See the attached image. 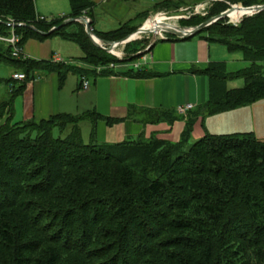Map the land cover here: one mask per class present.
I'll return each mask as SVG.
<instances>
[{
	"label": "trees",
	"instance_id": "16d2710c",
	"mask_svg": "<svg viewBox=\"0 0 264 264\" xmlns=\"http://www.w3.org/2000/svg\"><path fill=\"white\" fill-rule=\"evenodd\" d=\"M68 1L69 16L47 20L38 13L36 0H0V36L11 35L8 23L21 24L14 28L21 47L29 39L61 36L81 46L87 66L113 63L134 72L128 68L139 58L134 43L119 59L96 47L82 23L69 25L76 26L72 33L67 26L45 35L68 18L87 16L94 24V1ZM224 1L246 7L264 4ZM228 8L227 3H215L206 19L190 26ZM138 28L126 23L94 32L104 42H117ZM203 33L230 53H241L249 66L230 72L226 62H211L191 72L208 78L209 97L196 117L189 118L178 143L152 138L98 144L94 132L86 144L80 125L90 119L95 125L103 118L95 110L13 123L14 102L35 72L56 73L62 88L71 72L83 76L91 70L16 59L12 47L0 43V63L27 75L0 104V264H264V140L253 132L206 133L188 146L198 115H218L264 100V11L238 26L220 21L198 35ZM139 72L133 76L149 77ZM239 78L244 86L230 89L228 83ZM56 128L70 133L55 137ZM152 230L158 234L153 232L147 244L143 236ZM162 232L168 237L159 241ZM171 236L179 239L168 240Z\"/></svg>",
	"mask_w": 264,
	"mask_h": 264
},
{
	"label": "crops",
	"instance_id": "0c3cea01",
	"mask_svg": "<svg viewBox=\"0 0 264 264\" xmlns=\"http://www.w3.org/2000/svg\"><path fill=\"white\" fill-rule=\"evenodd\" d=\"M209 1L211 0H95L96 7H103V10H99L109 16L110 22L99 21L95 7L93 28L103 32L105 29L101 27L109 23L118 26L116 29L126 23L131 27H141L161 4L179 3L190 7ZM42 2L55 3L59 0H36L38 13L47 20L66 16L64 4L56 8ZM168 15L164 13L158 16L164 18ZM143 37V40L147 38L150 42L138 58L141 62L133 67L134 72L127 71L128 74L124 66L120 67L122 69L118 68V75L103 76L90 71L86 74L91 82L87 91L81 89L80 76L69 75L64 86L60 88L56 73H36L33 80L27 83L24 93L14 102L13 121L16 117H21V121L25 122L47 119L61 113L79 115L95 110L103 118L95 125L91 119L85 120L80 127L83 135V123L88 124L91 140L95 132L94 137L98 144L139 139L149 141L152 138L180 142L189 118L196 117L194 113L199 111L209 97L208 78L191 72L204 70L211 62H226L229 70L228 54L232 53L224 45L208 41L206 33L187 40H172L174 38L167 35V38L151 35ZM53 41V37L43 41L29 39L24 45L23 55L36 61L56 63V56L58 59L60 56L52 52L55 48ZM139 71L149 77L133 76ZM124 72L128 75L121 74ZM65 87H69L70 93L62 97L61 92ZM188 103L193 104L194 109L188 114L190 117L183 119L176 108ZM259 109H264V100L218 115H198L188 144L191 140L198 141L206 133L213 134L211 131L224 134L247 132L243 130L244 125L250 121L255 122L258 117L255 113ZM106 119L120 121L108 124Z\"/></svg>",
	"mask_w": 264,
	"mask_h": 264
},
{
	"label": "rangeland",
	"instance_id": "374dc122",
	"mask_svg": "<svg viewBox=\"0 0 264 264\" xmlns=\"http://www.w3.org/2000/svg\"><path fill=\"white\" fill-rule=\"evenodd\" d=\"M56 1H58V0H56ZM92 1L95 2V0H92ZM218 2L230 3V2H226V1L211 0V1L207 2L208 9L206 8L204 11H200V13H198L197 10H196V6H198V5H192L190 7H184L181 4H179V3L169 4L167 9H163V10H160V11L155 10L154 11L155 13L152 14L151 17H155L157 14H164V13L165 14H169L170 16H176V17L180 16V17H184V18L181 21H178L176 23L177 25H179V26L181 25V26H185V27H193V26H190V25H195L194 23H197V21L201 20V18L206 19L208 17V13H209L210 9L213 7V5L215 3H218ZM42 3H45L46 6H55L56 8H60L64 4L63 5V9L66 10V12H67L66 16H67V14L69 15L70 12H71L68 0H59V2H55V3H50V2H42ZM203 4H205V3H203ZM238 6H244V4L240 3V4H238ZM244 7H246V6H244ZM99 9L103 10V7L102 6H97L96 7V15L98 16V20L99 21H103V22H110L109 16H106V15H104V13H101ZM232 22L233 21H231L230 19L221 20V24L224 25V26L225 25H231ZM117 27L118 26L109 23L107 26L101 27V28L105 29V31H103V32H107V31L114 30ZM75 30H76V26L75 25H72V26H69V27L66 28V31L68 33H72ZM165 35L171 36V35H169L167 33ZM139 38L140 39L138 41L132 42L134 44L129 43L127 45L120 46L118 48V50H117V53L114 54V55L117 56V55H120V53L121 54L123 53V56L126 57L127 56L126 55L127 54V52H126L127 47H128V45L132 44V45H134V47H136V49L137 48L139 49V51L137 49L138 52L135 53L134 55L140 56L143 53V51L145 50V47L149 44L150 40H147V38L143 40V38H144L143 36H139ZM53 39H55V41H53V43L55 45V48L53 49L52 52H54L57 55H59L61 61L67 62L73 67L87 69V66L82 62V59H81V58H83L85 56V53H84V51L82 50L81 46L78 43H76L74 41H71V40H66V39L62 38L61 36H54ZM0 43H2V42H0ZM129 48H131V47H129ZM131 55H133V54H131ZM228 55L230 57V61H228L229 62L228 65H229V70L230 71L243 70L244 68H247L249 66V63L244 61V58H243L241 53H234V54H228ZM140 62H141L140 59L133 60L129 64L128 68H133V67L136 66V64H139ZM88 67H90V66H88ZM107 67H110V64L107 65ZM90 68L91 69H95L96 67L91 66ZM119 69H121V68H119ZM119 69H117L116 71H118ZM16 72L20 73V72H23V71L20 70V69L15 68L14 66H12L9 63H0V104L2 102H4V101H8L11 98L12 92L10 91V87L13 86V87L19 88L22 84H24L23 82L13 81L12 80L13 75ZM36 73L51 75L53 72H47V71H44V70H40V71L35 72V74ZM32 75H33V73H32ZM69 75H73L75 77H76V75L80 76V75H78V74H76L74 72H71ZM229 84H230V86H229L230 89H239V88H242L244 86V80L242 78H239V79L230 81ZM69 86H71L70 83H69ZM69 93H70L69 87H65L62 90V92H61V96L64 97V96L68 95ZM255 114H257V116H258L255 119V122L251 123V121H250L249 124H245L244 127H243V130L247 131V132H242V133L254 132L256 138H258L259 140H264V109L257 110ZM182 118L185 119V117H182ZM21 120H22L21 117L20 118L16 117L15 120L13 121V123H21V122H23ZM5 121H6V119L3 120V123H5ZM87 125L85 123H83V126H82L83 135H82V138H83L84 143L89 144L90 141H91V132H89L90 126H87ZM211 132L213 134H224V133H215L213 131H211ZM69 133H70L69 130H62L61 131L59 128H56L54 130V136L55 137L64 138V137H67V135ZM193 142L194 141L191 140V142L188 144V146H191L193 144ZM159 222H160V220H159ZM88 225L93 227V223L92 222H89ZM153 232H154V235L158 234L156 232V230H152V233L150 235H147V233H146V236H143L144 237L143 239H145L147 244L152 241ZM162 233H163V236L160 237L159 241H161V240L165 239L166 237H168V234H165L164 232H162ZM172 238L179 239L178 236L177 237L176 236H174V237L171 236V238L168 239V240H173ZM136 240L141 241L140 237L138 239H136ZM134 243H135V240H133L132 244H134Z\"/></svg>",
	"mask_w": 264,
	"mask_h": 264
},
{
	"label": "water",
	"instance_id": "95a60500",
	"mask_svg": "<svg viewBox=\"0 0 264 264\" xmlns=\"http://www.w3.org/2000/svg\"><path fill=\"white\" fill-rule=\"evenodd\" d=\"M236 8H238V10H249L250 12L245 13L242 17H251V16H254L255 14L263 12L264 11V4L255 5V6H251V7H235V6H232L228 10L221 13L220 15L215 16V17L207 20L206 22H204L198 26H193V27L179 26V25L171 24L169 22H164L163 24H161V25H163L162 27L157 28L158 31H152V30L146 29V26H145L143 28L138 29L135 33L127 36L126 38H124L123 40H121L119 42L109 43V47H105L104 45H102V43H100V40L96 37V35L94 33V29L92 27L91 20L86 16H80L77 18H69V19L65 20L59 27L53 28L49 33H47L45 35H50L54 31L60 30L64 27H67V26L74 24V23H82L85 25V31H86L88 37L90 38V40L92 41V43L96 47L101 48L106 52H111L116 46L121 45V44H127V43H130L131 41L135 40L139 34H152L154 36H157L161 33H167L171 36H174L177 38H182V39L195 37L196 35H198V33L203 31L204 29L220 22L221 20H225V19L233 20V18L231 16V12L233 10H235ZM234 21H238V20H234ZM17 26H20V25L17 24L14 27H17ZM97 40L99 41V43L97 42Z\"/></svg>",
	"mask_w": 264,
	"mask_h": 264
},
{
	"label": "built area",
	"instance_id": "2783aa9c",
	"mask_svg": "<svg viewBox=\"0 0 264 264\" xmlns=\"http://www.w3.org/2000/svg\"><path fill=\"white\" fill-rule=\"evenodd\" d=\"M0 40H5L9 44H11L14 47L13 55L15 57H20V55L22 54V48L18 46V44L20 42V37L16 36L15 34H12L10 39L6 40V39L0 38ZM98 71L99 72L102 71V68H99ZM13 78L15 80H17V81H23V80H25L26 76L24 74H15ZM90 86H91L90 81L86 77H82V89L83 90H88L90 88ZM192 109H193V105L192 104H185V105L178 106L177 107V112L180 115L185 116Z\"/></svg>",
	"mask_w": 264,
	"mask_h": 264
},
{
	"label": "bare ground",
	"instance_id": "6f19581e",
	"mask_svg": "<svg viewBox=\"0 0 264 264\" xmlns=\"http://www.w3.org/2000/svg\"><path fill=\"white\" fill-rule=\"evenodd\" d=\"M247 12H250V11L249 10H238V8H236L235 10H233L231 12V16H232L233 20H238ZM166 20L167 19H165V17L160 18L159 16H157L154 18V20L151 23L147 24L146 29H149L152 31H158L157 28L162 27L163 25H161V24H163L164 21H166ZM97 42L99 43L98 40H97Z\"/></svg>",
	"mask_w": 264,
	"mask_h": 264
},
{
	"label": "flooded vegetation",
	"instance_id": "af4514ba",
	"mask_svg": "<svg viewBox=\"0 0 264 264\" xmlns=\"http://www.w3.org/2000/svg\"><path fill=\"white\" fill-rule=\"evenodd\" d=\"M228 5H231L230 3H227Z\"/></svg>",
	"mask_w": 264,
	"mask_h": 264
}]
</instances>
